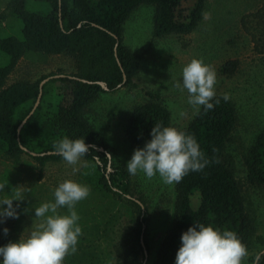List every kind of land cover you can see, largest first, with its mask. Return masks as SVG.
I'll use <instances>...</instances> for the list:
<instances>
[{
	"label": "trees",
	"instance_id": "16d2710c",
	"mask_svg": "<svg viewBox=\"0 0 264 264\" xmlns=\"http://www.w3.org/2000/svg\"><path fill=\"white\" fill-rule=\"evenodd\" d=\"M40 1L50 5L48 13L30 11L26 8L27 0H12L7 11L12 10V15L21 20V35L0 30V53L8 56V63L0 66V154L10 160H18L23 154L30 156L40 167L37 182L42 180L49 162L64 161L53 149L54 141L65 135L85 138L89 151L83 157L89 165L81 170L80 182L103 199L124 203L121 211H127L123 218L128 222L125 238L130 246L122 249L132 252L130 262L125 264H147L149 208L133 196L130 174L125 167L114 164V148L86 119L84 110L101 93H116L127 86H136L143 56L125 45L124 31L127 21L140 6L155 8V37L188 35L204 19L209 0ZM250 21L257 49L264 52V4L243 17L242 23L247 29ZM58 54L73 57L77 73L50 74L34 83L7 86L8 77L21 59ZM44 80L47 82L41 102L31 115ZM215 100L219 103L213 109L205 112L201 108L183 130L197 139L208 164L201 171H190L177 183L176 226L166 238L156 264H174L181 235L195 222L232 230L247 248L250 245L252 220L240 183L226 161L237 123V109L233 101H225L223 96H215ZM171 120V112L164 105L147 102L132 112L126 136L135 148L143 147L151 138L155 123L171 126ZM245 164L248 182L264 186V131L246 154ZM30 173L32 177L35 175L33 171ZM36 182L27 183L34 189ZM260 264H264V257Z\"/></svg>",
	"mask_w": 264,
	"mask_h": 264
},
{
	"label": "rangeland",
	"instance_id": "374dc122",
	"mask_svg": "<svg viewBox=\"0 0 264 264\" xmlns=\"http://www.w3.org/2000/svg\"><path fill=\"white\" fill-rule=\"evenodd\" d=\"M11 1L0 0V30L20 36L21 20L12 15V10L7 11ZM263 4L264 0H209L205 12L208 14L207 18L204 15L193 33L163 37L154 36L155 8L143 5L129 20L124 38L127 47L143 56V69L135 82L136 86H133L132 91L129 89L126 92H134L130 94L136 99L135 102H144L143 99H146L164 105L171 112V126L184 130L202 108L197 112L187 102V91L176 86L181 81L183 66L193 58L202 59L215 70L216 96L227 93L234 102L237 123L228 144L226 161L240 183L253 225L248 256L243 264H252L255 254L264 249V186H253L248 182L245 164L246 154L258 135L264 131V52L257 49L253 39L254 28L251 30L252 22H248L250 29H247L242 19L245 15L256 12ZM26 8L41 13L50 11V5L40 0H27ZM4 15L5 18H2ZM8 23L12 25L11 28ZM35 57L38 56L23 58L8 77L7 83L37 82L50 74H75V63L71 56H51L45 62ZM7 63L8 56L0 53V66ZM225 68L228 70L225 71ZM126 92L124 95L128 94ZM124 102L123 98H118L114 103L111 97H101L91 104L85 117L114 148V164L126 168L136 148L126 136L125 125L127 126L130 110L127 108L129 102ZM118 109L123 111L124 116L119 115L122 119H117V114L109 116L107 113ZM39 168L38 163L28 155L23 154L18 160H10L0 154V184L5 185L0 196L9 195L12 187L19 186L18 190L24 198L14 201V204H19V217L7 218L0 223V245L18 240L23 233L26 236L31 227L42 222L35 217L34 208L53 200L54 189L60 182L67 179L80 182L82 168L79 161L75 165L66 161L49 162L44 168L42 180L36 182ZM32 171L35 174L33 177L30 173ZM130 177L133 196L144 201L150 211L147 236L150 254L147 264H156L166 238L176 226L177 183L166 184L158 175L151 179L142 173ZM32 181L38 183L34 189L27 183ZM124 207V203L103 199L93 191H90L87 198L79 201L76 210L80 216L82 234L77 251L67 255L64 264L130 262L132 252L128 248L122 249L130 246L125 238V225L128 222L125 223L123 218L124 214L127 216V211H121ZM58 211L63 214L67 209L61 208ZM115 218L118 219L114 221ZM5 227L9 229L7 234L3 231Z\"/></svg>",
	"mask_w": 264,
	"mask_h": 264
},
{
	"label": "clouds",
	"instance_id": "9594fccd",
	"mask_svg": "<svg viewBox=\"0 0 264 264\" xmlns=\"http://www.w3.org/2000/svg\"><path fill=\"white\" fill-rule=\"evenodd\" d=\"M207 18V13L204 14ZM215 70L200 58H193L181 71V81L176 84L188 93L187 102L198 112L214 108L216 96ZM225 101L230 97L226 93ZM53 149L68 164L75 165L89 151L85 138L65 135L53 143ZM208 164L197 139L175 126L155 123L151 138L143 147H137L126 164L130 175L142 173L151 179L159 176L166 184L178 183L190 171H201ZM18 187H12L7 196H0V223L7 218H18L19 204L24 200ZM5 185L0 184V193ZM90 188L86 184L67 179L55 187L54 199L35 207V217L41 219L25 236L0 245V264H64L70 253L77 251L82 228L76 210L79 201L87 198ZM66 208V213L58 210ZM4 233L9 229L5 227ZM248 248L236 232L220 229L211 224L195 222L181 235V245L174 264H243ZM264 249L258 251L252 264H260Z\"/></svg>",
	"mask_w": 264,
	"mask_h": 264
},
{
	"label": "crops",
	"instance_id": "0c3cea01",
	"mask_svg": "<svg viewBox=\"0 0 264 264\" xmlns=\"http://www.w3.org/2000/svg\"><path fill=\"white\" fill-rule=\"evenodd\" d=\"M143 6V5H142ZM142 6H140L139 7V9L142 7ZM138 10V9H137ZM136 10V11H137ZM135 11V12H136ZM134 12V13H135ZM134 13L132 14V16L134 15ZM132 16L130 17V19L132 18ZM129 19V20H130ZM129 20L127 21V23H126V25H125V31H126V26H127V24H128V22H129ZM125 31H124V38H125ZM125 40V39H124ZM125 43V42H124ZM126 45V44H125ZM32 56H38V57H35V58H38V59H41L42 61L41 62H45L44 60H46L47 59V57H51V56H66V55H64V54H58V55H42V56H39V55H32ZM31 56V57H32ZM22 60V59H21ZM20 60V61H21ZM73 61H74V63H75V71H74V73H77V71H78V68H77V63H76V61H75V59L73 58ZM142 65H143V61H142ZM141 65V70H140V72H139V74L137 75V77L135 78V82H137L136 80L140 77V75H141V73H142V69H143V66ZM18 66V65H17ZM17 68V67H16ZM15 68V69H16ZM14 72V71H13ZM12 72V73H13ZM11 73V74H12ZM11 74H10V76H11ZM9 76V77H10ZM18 82H30V81H16V82H13L12 84H15V83H18ZM31 83H34V82H31ZM12 84H8L7 83V86H10V85H12ZM124 89V88H123ZM129 89H130V91H132L133 90V86H130V87H127V88H125L124 90H122V91H120V92H117V93H113V95L112 94H106V93H101L94 101H93V103H92V105L94 104V102L96 101V100H98V99H100L101 97H111V99H114V103L115 102H117L118 101V98H123V102L124 101H128L129 102V106L127 107V108H129V110H130V115H129V118H128V122H129V120H130V117H131V114H132V112L134 111L133 109H135L137 106H139V105H142V104H145V103H147V102H150V101H147L146 99H143V101L144 102H142V101H140L139 103L138 102H135L136 101V99L135 98H133V96H131V94H133L134 92H126L127 90L129 91ZM128 93V94H125L124 95V93ZM131 93V94H130ZM105 95H107V96H105ZM112 97H115V98H112ZM131 97V98H130ZM124 99H126V100H124ZM142 103V104H141ZM92 105H90V106H88L85 110H84V116H85V113H86V111H87V109L88 108H90ZM124 105H125V102H124ZM131 108V109H130ZM122 110V109H121ZM107 113H109V116H113L114 114H117L118 115V117H117V119H122V117L121 116H124V114H123V111H119V109L118 110H116V111H111V110H109ZM119 115H121L120 116V118H119ZM87 119V118H86ZM88 120V119H87ZM89 121V120H88ZM90 122V121H89ZM128 122H127V126H128ZM91 123V122H90ZM127 126L125 125V131H126V128H127ZM79 162H80V165H81V168L82 169H84L85 167H87L88 165H89V162L82 156L81 158H80V160H79Z\"/></svg>",
	"mask_w": 264,
	"mask_h": 264
},
{
	"label": "water",
	"instance_id": "95a60500",
	"mask_svg": "<svg viewBox=\"0 0 264 264\" xmlns=\"http://www.w3.org/2000/svg\"><path fill=\"white\" fill-rule=\"evenodd\" d=\"M47 82V80H44L41 84H40V94H39V97H38V101L33 109V111L31 112V115L34 113V111L38 108L40 102H41V99H42V95H43V87H44V84ZM30 115V116H31ZM29 116V117H30ZM29 117L27 119H29ZM27 122V120H25L23 122V124L21 125L20 129L23 127V125ZM44 155V154H43Z\"/></svg>",
	"mask_w": 264,
	"mask_h": 264
}]
</instances>
